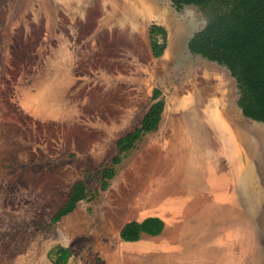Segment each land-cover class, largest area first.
Returning a JSON list of instances; mask_svg holds the SVG:
<instances>
[{
  "label": "rangeland",
  "instance_id": "374dc122",
  "mask_svg": "<svg viewBox=\"0 0 264 264\" xmlns=\"http://www.w3.org/2000/svg\"><path fill=\"white\" fill-rule=\"evenodd\" d=\"M206 21L171 0H0V264H54L58 245L66 264H264V122L242 114L224 65L188 49ZM155 87L157 129L101 190ZM79 178L98 194L53 221ZM149 215L160 234L120 238ZM201 221H228V241L203 247Z\"/></svg>",
  "mask_w": 264,
  "mask_h": 264
},
{
  "label": "trees",
  "instance_id": "16d2710c",
  "mask_svg": "<svg viewBox=\"0 0 264 264\" xmlns=\"http://www.w3.org/2000/svg\"><path fill=\"white\" fill-rule=\"evenodd\" d=\"M176 9L184 5L198 6L206 15L203 28L195 31L188 39L191 52L224 65L235 78L239 95L237 104L248 118L264 122V0H171ZM151 52L162 53L158 39L166 37V28L157 23L148 27ZM159 88L152 91V102L141 117L140 123L120 136L116 145L118 152L111 157L110 164L100 169V189L105 190L116 173V166L123 154L133 149L136 141L145 133L157 129L162 117L164 100ZM83 179H76L64 203L55 211L53 221L71 212L82 199L98 194ZM165 226L158 215H149L140 220H129L120 229L119 236L125 241H136L145 233L158 235ZM71 251L58 245L49 250L54 264H66Z\"/></svg>",
  "mask_w": 264,
  "mask_h": 264
},
{
  "label": "crops",
  "instance_id": "0c3cea01",
  "mask_svg": "<svg viewBox=\"0 0 264 264\" xmlns=\"http://www.w3.org/2000/svg\"><path fill=\"white\" fill-rule=\"evenodd\" d=\"M220 192H225V191H220ZM198 225L200 226L199 228L202 229V232H200V236H199L200 239L197 238V240H199L198 243L202 244L203 247L208 246L209 244H212V240H213L214 235H215V237H217L213 241L215 243L218 242V240H220V241L227 240L228 241V221L219 222V223L209 222V221H201ZM165 227H166V225L164 226V228ZM208 230L212 231V235H210L211 232H206ZM143 235H148V234L144 233ZM210 238H212V240H210ZM203 251H205V250H203ZM203 254H204V258H207V256L205 255L204 252H203ZM216 255H219L218 251L214 252L213 259H220V257H217ZM223 255H224L223 258L228 259V251H226Z\"/></svg>",
  "mask_w": 264,
  "mask_h": 264
}]
</instances>
